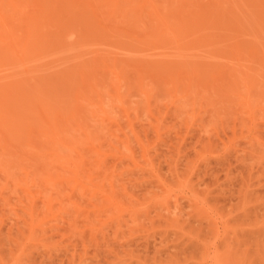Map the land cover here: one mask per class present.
I'll list each match as a JSON object with an SVG mask.
<instances>
[{
    "label": "rangeland",
    "instance_id": "374dc122",
    "mask_svg": "<svg viewBox=\"0 0 264 264\" xmlns=\"http://www.w3.org/2000/svg\"><path fill=\"white\" fill-rule=\"evenodd\" d=\"M0 264H264V0H0Z\"/></svg>",
    "mask_w": 264,
    "mask_h": 264
}]
</instances>
